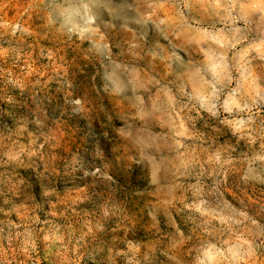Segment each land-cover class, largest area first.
Wrapping results in <instances>:
<instances>
[{
    "label": "rangeland",
    "instance_id": "1",
    "mask_svg": "<svg viewBox=\"0 0 264 264\" xmlns=\"http://www.w3.org/2000/svg\"><path fill=\"white\" fill-rule=\"evenodd\" d=\"M0 264H264V0H0Z\"/></svg>",
    "mask_w": 264,
    "mask_h": 264
}]
</instances>
